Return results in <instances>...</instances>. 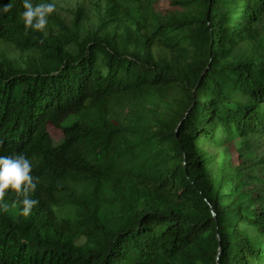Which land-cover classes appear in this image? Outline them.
Returning a JSON list of instances; mask_svg holds the SVG:
<instances>
[{
	"label": "trees",
	"instance_id": "obj_1",
	"mask_svg": "<svg viewBox=\"0 0 264 264\" xmlns=\"http://www.w3.org/2000/svg\"><path fill=\"white\" fill-rule=\"evenodd\" d=\"M135 1L34 30L0 0V155L40 201L5 195L0 264H264V189L208 152L264 135V0Z\"/></svg>",
	"mask_w": 264,
	"mask_h": 264
},
{
	"label": "rangeland",
	"instance_id": "obj_2",
	"mask_svg": "<svg viewBox=\"0 0 264 264\" xmlns=\"http://www.w3.org/2000/svg\"><path fill=\"white\" fill-rule=\"evenodd\" d=\"M116 1L118 4L122 5L123 14L126 17L131 16V11L133 14L134 8L137 7L138 2L135 0H112ZM171 0H155L152 8L156 12H161L169 7ZM45 2L55 3L56 8L53 13L59 14L62 18L69 20L71 18V13L74 11L82 10L83 16L88 17L93 20L96 15V10L98 5L102 7L105 5L106 0H47ZM131 9V11L129 10ZM153 11V10H151ZM129 12V14H128ZM53 13L51 14L53 16ZM130 15V16H129ZM138 14L135 15V18ZM8 51L10 49L8 48ZM155 54H160L162 57L169 58V50L162 48L160 46H155L153 49ZM159 102L152 99L151 105L153 109L158 110L156 105ZM168 103V102H166ZM55 138L60 140L59 135ZM242 150L244 155L243 159H239L237 151ZM208 152L217 157V162L221 164L222 161L226 162L225 168L227 171H235L237 165H242L246 168L243 173L249 175L253 178H249L248 184L253 186L251 188L244 189L245 191L251 190L258 191L264 189V135H258L254 137L252 134L247 133L246 136L232 140L230 142H225L221 146L216 148H209ZM224 183L232 181V177L228 174L225 175ZM248 187V186H247ZM85 239L81 240L84 243Z\"/></svg>",
	"mask_w": 264,
	"mask_h": 264
},
{
	"label": "clouds",
	"instance_id": "obj_3",
	"mask_svg": "<svg viewBox=\"0 0 264 264\" xmlns=\"http://www.w3.org/2000/svg\"><path fill=\"white\" fill-rule=\"evenodd\" d=\"M24 11L21 14L25 27L34 30H44L47 17L55 11V3L41 2L33 5L31 0H23ZM12 7L11 2L3 5V12H8ZM46 34V33H45ZM39 177L32 174V163L24 153H14L12 155H0V212L7 211L9 205L4 201V197L9 190L22 195L23 199L21 213L30 215L33 208L38 206L40 201L33 199L30 193H34L37 188Z\"/></svg>",
	"mask_w": 264,
	"mask_h": 264
}]
</instances>
